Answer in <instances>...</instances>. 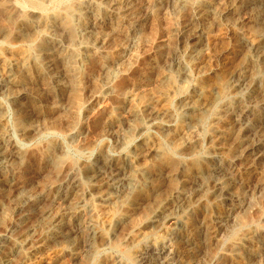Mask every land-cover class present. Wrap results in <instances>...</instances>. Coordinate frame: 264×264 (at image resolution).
I'll return each instance as SVG.
<instances>
[{"label": "rangeland", "instance_id": "1", "mask_svg": "<svg viewBox=\"0 0 264 264\" xmlns=\"http://www.w3.org/2000/svg\"><path fill=\"white\" fill-rule=\"evenodd\" d=\"M31 1L11 0L12 4L15 3L5 7L6 0H0V58L6 62L15 60L22 63L23 58L31 57L27 69L16 68L19 82L10 91L15 100L0 91V110L5 116L0 131L3 133L2 146L7 153L4 160L7 167L0 172V264H264V58L260 62L258 54L246 45L247 40L255 41L264 56V0H129L130 9L121 13L111 0H37L45 5L42 9L45 14L38 11L41 20L52 22L44 33L34 32L33 24L27 22L35 11ZM183 2L186 3L182 7ZM14 6L21 12L18 13ZM71 10L83 12L82 18L76 14L69 16L67 13L73 12ZM82 26L90 29V37L85 36L87 43L92 44L94 39L100 38H107L108 42L102 48L90 49L88 60L81 65L75 58L81 51L76 44ZM185 73L188 79L182 85ZM233 77L246 78L247 84L240 90L233 88ZM106 85L116 90L108 99L103 97ZM198 88L205 91L202 101L212 99L213 91L225 93L227 97L216 105L211 115L205 117L203 124L192 130L186 121L183 104L194 97ZM179 89L181 92L174 97ZM220 116L225 118L223 122L233 124L221 143L215 132ZM182 130L187 133L192 146L178 150L172 140L180 143ZM130 134L133 135L132 141L123 145L122 138ZM217 144L226 148L222 157L213 154ZM156 146L165 152L163 158L134 159L135 167L151 175L154 183L127 195L128 204L121 209V214H131L132 221L117 229L119 232L114 239L112 233L116 226L107 231L109 240L106 242L101 238L94 239L96 242L91 250L87 231L79 228V221L86 217L78 215L73 208L74 203L93 205L98 212L101 210L99 214L102 217L105 216L107 209L98 200L99 195L109 191L125 193L127 188L120 185L123 174L137 173V168L127 164L129 157L135 158V153L143 155ZM20 155L27 157L23 166L17 159ZM205 159L211 160L209 167L225 168L224 180L237 198L219 195L214 188V175L204 179L208 186L204 193L198 196L192 190V180L195 173L205 168ZM183 197L187 200L183 201ZM182 202L187 210L180 216L187 219L189 228L182 233L189 241L173 234L170 221ZM231 210L237 211L236 219L227 223L220 221L232 213ZM154 220L157 223L152 227ZM56 224L63 232L58 241L52 240ZM240 240H246L247 248L240 252V258L232 260L229 258L230 250ZM19 248L23 254H17ZM127 253L135 254L137 258L130 261ZM73 254L81 256L80 261H74ZM139 254L142 255L138 257Z\"/></svg>", "mask_w": 264, "mask_h": 264}, {"label": "bare ground", "instance_id": "2", "mask_svg": "<svg viewBox=\"0 0 264 264\" xmlns=\"http://www.w3.org/2000/svg\"><path fill=\"white\" fill-rule=\"evenodd\" d=\"M52 1H54V0H52ZM57 1H60V0H57ZM112 1V4H113V6L118 10V11H120V13L121 12H125V11H127L128 9H130L129 8V4H128V2H129V0H111ZM133 1V0H132ZM131 1V2H132ZM208 1V0H207ZM206 1V2H207ZM213 1V0H212ZM253 1V0H252ZM13 2V1H12ZM50 2V1H49ZM237 2V1H236ZM4 3V2H3ZM10 3H11V0H6V5H5V7H7V6H11L10 5ZM15 3V2H14ZM13 3V4H14ZM51 3V2H50ZM97 3H98V1H97ZM170 3V2H169ZM184 3H186V2H183V5H182V7L184 6ZM212 3V2H211ZM245 3V2H244ZM256 3V2H255ZM12 4V3H11ZM12 4V5H13ZM19 4V3H18ZM61 4V3H60ZM94 4V3H93ZM110 4V3H109ZM134 4V3H133ZM204 4V3H203ZM209 4V3H208ZM215 4V3H214ZM257 4V3H256ZM17 5V4H16ZM30 5H32V7H33V9L32 10H35L34 12H33V14L31 15V19H29L28 18V20H27V22L28 23H32L33 24V30H34V32H43L44 30H46V29H48L49 27H51L52 26V22H50V21H43V20H41V17H40V15H39V13H38V11L40 12V10L44 13V10H42V9H44L45 8V5H44V3L41 1V2H39V1H37V0H32L31 2H30ZM173 5V4H172ZM245 5V4H244ZM59 6V5H58ZM97 6V5H96ZM180 6V5H179ZM186 6V5H185ZM220 6V5H219ZM246 6H247V4H246ZM258 6V5H257ZM256 6V7H257ZM18 7H20L19 5H18ZM24 7V6H23ZM26 7V6H25ZM28 7V6H27ZM50 7V6H49ZM88 7V6H87ZM222 7V6H221ZM230 7V6H229ZM236 7H238V6H236ZM16 7L14 6V9H15ZM22 8V7H21ZM95 8V7H94ZM208 8H209V6H208ZM211 8V7H210ZM12 9V8H11ZM13 9V10H14ZM23 9V8H22ZM90 9V8H89ZM108 9H109V7H108ZM4 11H5V9H3ZM16 10H17V12L19 13V12H21V10L19 9V8H16ZM30 10V9H29ZM28 10V11H29ZM68 10H70L69 8H68ZM67 10V11H68ZM96 10V9H95ZM104 10V9H103ZM112 10V9H111ZM111 10H108V11H110L111 12ZM185 10V9H184ZM188 10V9H187ZM229 10V9H228ZM27 11V10H26ZM48 11V10H47ZM71 11H73V10H71ZM91 11H93V9L91 10ZM98 11V10H97ZM100 11H102V10H100ZM135 11V10H134ZM180 11H182V10H180ZM49 12V11H48ZM54 12H56L55 11V9H54ZM66 12V11H65ZM65 12H63V13H65ZM89 12H90V10H89ZM215 12V11H214ZM218 12V11H217ZM221 12V11H220ZM236 12V11H235ZM7 13V12H6ZM11 13V12H10ZM51 13V12H50ZM83 13V12H82ZM82 13H74V11L73 12H68L67 14L69 15V16H72L73 17V15L74 14H76V15H78L80 18H82ZM93 13V12H92ZM116 13V12H115ZM134 13V12H133ZM181 13V12H180ZM216 13V12H215ZM232 13H234V12H232ZM238 13V12H237ZM4 14V13H3ZM45 14V13H44ZM99 14V13H98ZM110 14V13H109ZM224 14V13H223ZM9 15V14H8ZM104 15V14H103ZM122 15H124V14H122ZM122 15H121V17H122ZM127 15V14H126ZM130 15V14H129ZM194 15V14H193ZM210 16H211V14H209ZM217 15V14H216ZM215 15V16H216ZM225 15V14H224ZM239 15V14H238ZM47 16V15H46ZM54 16V15H53ZM56 16V15H55ZM65 16V15H64ZM85 16V15H84ZM89 16V15H88ZM87 16V17H88ZM92 16V15H91ZM101 16H102V14H101ZM219 16V15H218ZM10 17V16H9ZM8 17V18H9ZM66 17V16H65ZM115 16H113V18H114ZM117 17V16H116ZM120 17V18H121ZM212 17V16H211ZM225 17V16H224ZM255 17V16H254ZM21 18H24V17H21ZM52 18V17H51ZM59 18V17H58ZM57 18V19H58ZM76 18V17H75ZM99 18H101V17H99ZM103 18V17H102ZM221 18V17H220ZM261 18V17H260ZM24 19H26V18H24ZM70 19V18H69ZM92 19V18H91ZM109 19V18H108ZM115 19V18H114ZM206 19V18H205ZM217 19V18H216ZM222 19V18H221ZM2 20V19H1ZM7 20V19H6ZM76 20V19H75ZM86 20V19H85ZM89 20V19H88ZM97 20V19H96ZM95 20V21H96ZM110 20V19H109ZM112 20V19H111ZM124 20V19H123ZM134 20V19H133ZM207 20V19H206ZM56 21V20H55ZM219 21V20H218ZM232 21V20H231ZM26 22V23H27ZM76 22V21H75ZM94 22V21H93ZM92 22V23H93ZM99 22V21H98ZM129 22V21H128ZM208 22V21H207ZM27 23V24H28ZM88 23V22H87ZM125 23V22H124ZM16 24V23H15ZM22 24V23H21ZM31 24V25H32ZM56 24H57V22H56ZM59 24V23H58ZM79 24V23H78ZM116 24V23H115ZM121 24V23H120ZM14 25V24H13ZM30 25V24H29ZM82 25V24H81ZM100 25V24H99ZM127 25V24H126ZM204 25H206V24H204ZM238 25H240V24H238ZM24 26V25H23ZM56 26V25H55ZM91 26V25H90ZM123 26H125V25H123ZM14 27V26H13ZM76 27V26H75ZM92 27V26H91ZM107 27V26H106ZM111 27V26H110ZM207 27V26H206ZM31 28V27H30ZM95 28V27H94ZM114 28V27H113ZM112 28V29H113ZM12 29V28H11ZM14 29V28H13ZM59 29V28H58ZM98 29V28H97ZM108 29V28H107ZM120 29V28H119ZM174 29V28H173ZM200 29H201V27H200ZM100 30V29H99ZM178 30V29H177ZM199 30V29H198ZM79 31V30H78ZM90 29L87 27V26H82L81 28H80V36H79V39H78V42H77V44H76V47H78L77 49H79V50H81V51H79V53L80 54H78L76 57L77 58H75V59H77V61L78 62H80L81 63V65H82V63H84L85 61H87L88 60V52H89V50L90 49H92V48H102L107 42H108V40H107V38H100V39H94L93 40V43L92 44H89V43H87V41H86V37L85 36H87V38H88V36L90 37ZM173 31V30H172ZM182 31V30H181ZM200 31V30H199ZM11 32V31H10ZM46 32V31H45ZM59 32V31H58ZM95 32V31H94ZM185 32V31H184ZM44 33V32H43ZM117 34V33H116ZM179 34V33H178ZM185 34V33H184ZM187 34V33H186ZM197 34H199V33H197ZM54 35V34H53ZM194 35V34H193ZM207 35V34H206ZM238 35V34H237ZM242 35V34H241ZM41 36V35H40ZM46 36V35H45ZM92 36V35H91ZM181 36V35H180ZM186 36V35H185ZM247 36V35H246ZM48 37V36H47ZM58 37V36H57ZM192 36H190V38H191ZM244 37V36H243ZM261 37V36H260ZM9 38V37H8ZM41 38V37H40ZM75 38V37H74ZM204 38V37H203ZM205 38H206V36H205ZM252 38V37H251ZM45 39V38H44ZM51 39H53V38H51ZM57 39V38H56ZM63 39V38H62ZM182 39V38H181ZM75 39H73V41H74ZM77 40V39H76ZM111 40V39H110ZM109 40V41H110ZM196 40V39H195ZM247 40V39H246ZM5 41V40H4ZM3 41V42H4ZM7 41H9V40H7ZM46 41V40H45ZM44 41V42H45ZM63 41V40H62ZM61 41V42H62ZM90 41V40H89ZM194 41V40H193ZM10 42V41H9ZM47 42V41H46ZM195 42V41H194ZM200 42V41H199ZM5 43V42H4ZM66 43V42H65ZM182 43V42H181ZM188 43V42H187ZM202 43V42H201ZM200 43V44H201ZM7 44V43H6ZM23 44V43H22ZM31 44V43H30ZM35 44V43H34ZM33 44V45H34ZM198 44V43H197ZM21 45V44H20ZM33 45H32V47H33ZM49 46H50V43L48 44ZM52 45V44H51ZM242 45V44H241ZM246 45L251 49V50H254L257 54H258V59L260 60V62H261V60H263V58H264V56L262 55V50H261V47L258 45V44H256V42L255 41H253V40H247L246 41ZM12 46V45H11ZM61 46V45H60ZM64 46V45H63ZM73 46H74V44H73ZM1 47V46H0ZM30 47V46H29ZM44 47V46H43ZM106 47V46H105ZM110 47V46H109ZM202 47V46H201ZM7 48V47H6ZM41 48V47H40ZM107 48V47H106ZM182 48V47H181ZM196 48V47H195ZM200 48V47H199ZM198 49V48H197ZM184 50V49H183ZM190 50V49H189ZM242 50V49H241ZM57 51V50H56ZM93 51V50H92ZM12 52V51H11ZM15 52V51H14ZM42 52V51H41ZM249 52H252V51H249ZM8 53V52H7ZM13 53V52H12ZM21 53V52H20ZM34 53V52H33ZM70 53V52H69ZM163 53V52H162ZM2 54V53H1ZM32 54V53H31ZM55 54V53H54ZM62 54H63V52H62ZM181 54H182V51H181ZM189 54V53H188ZM3 55V54H2ZM26 55V54H25ZM28 55V54H27ZM26 55V56H27ZM41 55V54H40ZM51 55V54H50ZM53 55V54H52ZM94 55V54H93ZM98 55V54H97ZM185 55V54H184ZM55 56V55H54ZM56 56H58V55H56ZM130 56V55H129ZM138 56V55H137ZM12 57H13V55H12ZM37 57V56H36ZM93 57V56H92ZM99 57V56H98ZM238 57V56H237ZM241 57V56H240ZM8 58V57H7ZM14 58V57H13ZM47 58V57H46ZM58 58V57H57ZM182 58H183V56H182ZM5 59V58H4ZM31 59V57L28 55L27 57H25V58H23V60L21 61L22 63H20V62H18V61H4L2 58H0V91L2 90L3 91V93H7L8 94V97L10 98V99H12V100H15V96L14 95H12V94H10V91L12 90V88H14L16 85H17V83L19 82V76H18V74L16 73V68L18 67V66H21V67H23L24 69H27V64H28V62H29V60ZM41 59V58H40ZM40 59H39V61H40ZM129 59V58H128ZM253 59H255V58H253ZM11 60V59H10ZM45 60V59H44ZM136 60V59H135ZM57 62V61H56ZM248 62V61H247ZM254 62V61H253ZM36 63V62H35ZM46 63V62H45ZM87 63V62H86ZM30 64V63H29ZM28 64V65H29ZM41 64H43V63H41ZM57 64V63H56ZM64 63H62V65H63ZM69 64V63H68ZM88 64V63H87ZM195 64V63H194ZM36 65H38V64H36ZM80 65V64H79ZM134 65V64H133ZM178 65V64H177ZM251 65H253V63L251 64ZM259 65V64H258ZM258 65H256V66H258ZM45 66H49L48 64L46 65L45 64ZM65 66H67V65H65ZM85 66V65H84ZM91 66V65H90ZM126 66V65H125ZM83 67V66H82ZM187 67V66H186ZM22 68V69H23ZM67 68V67H66ZM90 68V67H89ZM21 69V70H22ZM44 69V68H43ZM184 69V68H183ZM79 70V69H78ZM77 70V71H78ZM82 70V69H81ZM189 70V69H188ZM256 70V69H255ZM23 71V70H22ZM36 71V70H35ZM68 71H70V70H68ZM67 71V72H68ZM127 71H128V69H127ZM214 71H215V69H214ZM82 72V71H81ZM256 72H257V70H256ZM25 73V72H24ZM47 73V72H46ZM70 73V72H69ZM48 74V73H47ZM52 74V73H51ZM50 74V75H51ZM60 74V73H59ZM72 74V73H71ZM127 74V73H126ZM176 74H177V72H176ZM175 74V75H176ZM183 74V73H182ZM26 75H29V72L26 74ZM61 75V74H60ZM237 75V74H236ZM49 76V75H48ZM81 76V75H80ZM249 76V75H248ZM35 77V76H34ZM166 77V76H165ZM22 78V77H21ZM24 78H26V77H24ZM50 78V77H49ZM53 78H54V75H53ZM61 78V77H60ZM177 78V77H176ZM175 78V79H176ZM238 78V77H237ZM262 78V77H261ZM27 79V78H26ZM44 79V78H43ZM81 79V78H80ZM182 79H183V82H182V85H185V83H186V81H187V79H188V74L187 73H185L183 76H182ZM232 79V78H231ZM28 80V79H27ZM45 80V79H44ZM43 80V81H44ZM53 80V79H52ZM191 80V79H190ZM25 81V80H24ZM55 81V80H54ZM60 81V80H59ZM165 81H167V80H165ZM232 81H234V84H233V88H236V89H239L240 90V88L242 87V86H245L246 84H247V79L246 78H240V79H236L235 77H233V80ZM62 82V81H61ZM83 82V81H82ZM111 82V81H110ZM24 83H26V82H24ZM23 83V84H24ZM112 83V82H111ZM178 83V82H177ZM258 82L256 81V84H257ZM28 84V83H27ZM260 84V83H259ZM20 85V84H19ZM54 85V84H53ZM56 85V84H55ZM177 85V84H176ZM232 85V84H231ZM27 86V85H26ZM61 86V85H60ZM264 86V85H263ZM62 87H63V85H62ZM61 87V88H62ZM102 87V86H101ZM251 87V86H250ZM256 87V86H255ZM262 87V86H261ZM16 88V87H15ZM20 88V87H19ZM55 88H56V86H55ZM103 88V87H102ZM175 88V87H174ZM17 90V89H16ZM61 90H63V89H61ZM104 90V89H103ZM261 90V89H260ZM238 91V90H237ZM256 91V90H255ZM254 91V92H255ZM258 91V90H257ZM17 92V91H16ZM61 92V91H60ZM177 92H181L180 91V89L178 90V91H175V93H174V97H176L177 96ZM116 93V90L112 87V86H110V85H106L105 86V91H103V97L105 98V99H108L109 97H111V96H113L114 94ZM213 93V97H212V99H209V100H207V101H202V98H203V96H204V94H205V91H204V89H202V88H198L197 90H196V92H195V95H194V97H192V98H190V99H188L187 100V102H185L184 104H183V110H184V112H185V115H186V121L188 122V126H189V129H192V130H194V129H197L201 124H203V121H204V119H205V117L206 116H208V115H211V113H212V111H213V109L216 107V105L223 99V98H226L227 97V94H223V93H221V92H219V91H213L212 92ZM257 93V92H256ZM28 94V93H27ZM51 94V93H50ZM168 94V93H167ZM6 95V94H5ZM1 96V95H0ZM37 96V95H36ZM172 96V95H171ZM235 96V95H234ZM33 97V96H32ZM38 97V96H37ZM115 97V96H114ZM170 97V96H169ZM182 97V96H181ZM253 97V96H252ZM20 98V97H19ZM31 98V97H30ZM93 98V97H92ZM97 98V97H96ZM100 98V97H99ZM179 99H182V98H179ZM185 99V98H184ZM187 99V98H186ZM2 100V99H1ZM0 100V101H1ZM21 100H22V98H21ZM112 100V99H111ZM114 100V99H113ZM172 100V99H171ZM225 100V99H224ZM240 100V99H239ZM4 101V100H3ZM7 101V100H6ZM26 101V100H25ZM94 101V100H93ZM92 101V102H93ZM138 101V100H137ZM186 101V100H185ZM257 101V100H256ZM18 102V101H17ZM95 102V101H94ZM93 102V103H94ZM104 102H106V101H104ZM103 102V103H104ZM160 102V101H159ZM172 102V101H171ZM184 102V101H183ZM241 102V101H240ZM11 103V102H10ZM25 103V102H24ZM28 103V102H27ZM128 103V102H127ZM132 103H133V101H132ZM6 104V103H5ZM21 104V103H20ZM30 104V103H29ZM107 104V103H106ZM110 104V103H109ZM135 104V103H134ZM152 104V103H151ZM170 104H172V103H170ZM174 104V103H173ZM227 104V103H226ZM94 105H95V103H94ZM103 105V104H102ZM127 105V104H126ZM228 105V104H227ZM226 105V106H227ZM137 107H139L138 105H136ZM7 107V106H6ZM132 107V106H131ZM143 107V106H142ZM147 107V106H146ZM224 107V106H223ZM16 108V107H15ZM95 108V107H94ZM99 108V107H98ZM172 108H173V106H172ZM217 108V107H216ZM233 108V107H232ZM13 109V108H12ZM26 109V108H25ZM102 109V108H101ZM152 109V108H151ZM227 109V108H226ZM231 109V108H230ZM3 110H5V109H3ZM9 110V109H8ZM139 110H141V109H139ZM149 110V109H148ZM178 110V109H177ZM217 110V109H216ZM234 110V109H233ZM91 111V110H90ZM97 111V110H96ZM99 111H100V109H99ZM157 111V110H156ZM224 111V110H223ZM232 111V110H231ZM235 111V110H234ZM233 111V112H234ZM10 112V111H9ZM8 112V113H9ZM132 112V111H131ZM134 112V111H133ZM137 112V111H136ZM174 112V111H173ZM236 112V111H235ZM251 112V111H250ZM18 113V112H17ZM96 113V112H95ZM105 113V112H104ZM157 113V112H156ZM214 113V112H213ZM245 113V112H244ZM252 113V112H251ZM94 114V113H93ZM141 114H142V112H141ZM147 114V113H146ZM178 114V113H177ZM238 114V113H237ZM3 113H2V109L0 110V125L3 123V121H4V117H3ZM6 115V114H5ZM25 115V114H24ZM111 115H113V114H111ZM120 115V114H119ZM133 115V114H132ZM134 115H135V113H134ZM18 116V115H17ZM243 116V115H242ZM14 117V116H13ZM21 117V116H20ZM100 117V116H99ZM128 117V116H127ZM136 117V116H135ZM178 117V116H177ZM225 117V116H224ZM7 118V117H6ZM11 118V117H10ZM148 118V117H147ZM216 118V117H215ZM236 118V117H235ZM247 118V117H246ZM246 118H244V119H246ZM26 119V118H25ZM98 119V118H97ZM112 119V118H111ZM123 119V118H122ZM128 119V118H127ZM144 119V118H143ZM207 119V118H206ZM218 120V125H219V123L220 122H223V120L225 119V118H223L222 116H220L219 118H217ZM248 119V118H247ZM247 119H246V121H247ZM114 120V119H113ZM150 120V119H149ZM208 120V119H207ZM14 121H16V120H14ZM25 121V120H24ZM91 121H92V119H91ZM115 121V120H114ZM119 121V120H118ZM206 121V120H205ZM6 122H7V119H6ZM20 124H21V120H19L18 121ZM94 122V121H93ZM95 122H96V120H95ZM98 122V121H97ZM111 122V121H110ZM145 122V121H144ZM151 123V122H150ZM153 123H154V121H153ZM158 123V122H157ZM242 123V122H241ZM110 124V123H109ZM125 124V123H124ZM145 124V123H144ZM15 125V124H14ZM91 125V124H90ZM148 125H150V124H148ZM154 125V124H153ZM158 125H160V124H158ZM205 125V124H204ZM217 124L215 125L216 126V128H215V132L217 133V135L216 136H218V142L219 143H221V141L223 140V138H224V136L226 135V133H227V131H229V130H231L232 129V127H233V124L232 123H230V122H228V121H225V122H223L220 126H218ZM238 125V124H237ZM10 126V125H9ZM12 126V125H11ZM21 126V125H20ZM110 126V125H109ZM156 126H157V124H156ZM236 126V125H235ZM2 127V126H1ZM13 127V126H12ZM15 127V126H14ZM17 127V126H16ZM114 127V126H113ZM113 127H111V129L113 128ZM154 127H155V125H154ZM158 127V126H157ZM170 127V126H169ZM238 127V126H237ZM259 127V126H258ZM126 128H127V126H126ZM161 128V127H160ZM178 128V127H177ZM1 129V128H0ZM33 129V128H32ZM117 129V128H116ZM164 129H166V128H164ZM175 129V128H174ZM235 129V128H234ZM253 129V128H252ZM49 130V129H48ZM142 130V129H141ZM170 130H171V128H170ZM184 130V129H183ZM181 131L180 132V143H178V142H176L175 140H172L173 142H175L176 143V147L178 148V150L180 149V147L181 148H184L185 146H187V145H189V146H192V144H191V142H190V140H189V137H188V135H187V133H185L184 131ZM244 130H246V129H244ZM250 130V129H249ZM248 130V131H249ZM6 131V130H5ZM17 131V130H16ZM35 131V130H34ZM199 131V130H198ZM4 132V131H3ZM165 132V131H164ZM168 132V131H167ZM177 132V131H176ZM260 132V131H259ZM10 133H11V131H10ZM136 133V132H135ZM230 133V132H229ZM237 133V132H236ZM245 133V132H244ZM127 134V133H126ZM165 134H166V132H165ZM191 134V133H190ZM258 134V133H257ZM6 135V134H5ZM90 135V134H89ZM120 135V134H119ZM246 135V134H245ZM251 135H252V133H251ZM251 135H250V137H251ZM114 136V135H113ZM136 136V135H135ZM159 137V136H158ZM196 137V136H195ZM212 137V136H211ZM257 137H259L258 135H257ZM150 138V137H149ZM154 137H152V139H153ZM171 138V137H170ZM178 138V137H177ZM231 138V137H230ZM241 138V137H240ZM132 139H133V135L132 134H130L129 136H125V137H123L122 138V142H123V145H127L130 141H132ZM161 139V138H160ZM172 139V138H171ZM243 139V138H242ZM251 139V138H250ZM261 139V138H260ZM259 139V140H260ZM136 140V139H135ZM230 140H232V139H230ZM249 140V139H248ZM248 140H246V141H248ZM145 141V140H144ZM134 142V141H133ZM132 142V143H133ZM143 142V141H142ZM163 142V141H162ZM209 142V141H208ZM238 142H239V140H238ZM251 142V141H250ZM2 143H3V133H2V131H0V172L5 168V167H7V165H6V163H5V154L7 155V153L5 152V150L3 149V146H2ZM7 143V142H6ZM120 143V142H119ZM153 143H154V141H153ZM156 143V142H155ZM227 143V142H226ZM225 143V144H226ZM233 143V142H232ZM262 143V142H261ZM15 144V143H14ZM141 144V143H140ZM147 144V143H146ZM149 144V143H148ZM238 144V143H237ZM246 144V143H245ZM260 144V143H259ZM157 145V144H156ZM228 145V144H227ZM244 145V144H243ZM251 145V144H250ZM120 146V145H119ZM130 146V145H129ZM214 146V145H213ZM235 146H236V144H235ZM246 146V145H245ZM259 146V145H258ZM257 146V147H258ZM261 146V145H260ZM7 147V146H6ZM12 147V146H11ZM127 147V146H126ZM125 147V148H126ZM140 147V146H139ZM138 147V148H139ZM149 147V146H148ZM241 147V146H240ZM239 147V148H240ZM123 148V147H122ZM121 148V149H122ZM169 148V147H168ZM262 148V147H261ZM120 149V150H121ZM128 149V148H127ZM169 149H171V148H169ZM168 149V150H169ZM212 149V148H211ZM225 149L226 148H224L221 144H217V146H216V148L214 149V153L213 154H216V155H220L221 157L223 156V153H224V151H225ZM251 149V148H250ZM255 149H256V147H255ZM229 150V149H228ZM240 150V149H239ZM211 151V150H210ZM250 151V150H249ZM9 152V151H8ZM13 152V151H12ZM135 152V151H134ZM144 152V151H143ZM257 152V151H256ZM23 153V152H22ZM27 153V152H26ZM25 153V154H26ZM164 151L161 149V148H159V147H151L145 154H141V155H139V154H137V153H135V158H133V157H129V159H128V162H127V164H130V166H132V168H137V167H135L136 165H135V160L134 159H139V161H145V160H147V159H152V158H163V156H164ZM171 153V152H170ZM169 153V154H170ZM212 153V152H211ZM239 153V152H238ZM246 153V152H245ZM259 153V152H258ZM264 153V152H263ZM12 154V153H11ZM17 154V153H16ZM126 154V153H125ZM175 153H173V155H174ZM10 155V154H9ZM14 155V154H13ZM18 155V154H17ZM23 155H24V153H23ZM255 155V154H254ZM257 155V154H256ZM264 155V154H263ZM128 156H129V154H128ZM206 156V155H205ZM219 156V157H220ZM233 156H235V155H233ZM250 156V155H249ZM14 157V156H13ZM106 157H108L107 155H106ZM122 157V156H121ZM247 157V156H246ZM100 158V157H99ZM99 158H98V160H99ZM117 158V157H116ZM177 158V157H176ZM180 158V157H179ZM205 158V157H204ZM243 158V157H242ZM241 158V159H242ZM253 158V157H252ZM259 158V157H258ZM18 160H19V162H20V165L21 166H23L24 165V163L26 162V159H27V157L26 156H19L18 158H17ZM214 159H215V157H214ZM217 159V158H216ZM225 159V158H224ZM257 159V158H256ZM10 160V159H9ZM166 160V159H165ZM213 160V159H212ZM96 161V160H95ZM120 161H121V159H120ZM164 161V160H163ZM221 161H222V159H221ZM249 161H251V163H252V160H250L249 159ZM248 161V162H249ZM68 162V161H67ZM98 162V161H97ZM116 162V161H115ZM171 162V161H170ZM204 164H205V168H203L202 170H200V171H198L197 173H195V176H194V179L192 180V185H191V188H192V190H195V192H196V194L199 196V195H201L202 193H204L206 190H207V188H208V186L206 185V184H204V179L205 178H208V177H212L213 175L216 177L215 178V180H214V188H215V190H216V192L219 194V195H221V196H226V197H229L230 199H234V198H237L236 196H235V193H233V191H232V189L230 188V186L228 185V183L224 180V177L226 176V173H225V168L224 167H222V166H214V167H209L208 165L211 163V160L210 159H205L204 161ZM216 162V160L214 161V163ZM104 163H105V161H104ZM244 163V162H243ZM246 163V162H245ZM257 163V162H256ZM68 164V163H67ZM93 164V163H92ZM99 164V163H98ZM100 164H103V163H100ZM114 164V163H113ZM152 164V163H151ZM175 164V163H174ZM213 164V163H212ZM219 164V163H218ZM217 164V165H218ZM230 164V163H229ZM228 164V165H229ZM242 164V163H241ZM71 165H72V163H71ZM116 165V164H115ZM121 165V164H120ZM126 165V164H125ZM153 165H155V164H153ZM232 165V164H231ZM101 166V165H100ZM105 166V165H104ZM173 166V165H172ZM211 166V165H210ZM237 166V165H236ZM255 166V165H254ZM93 167H94V165H93ZM165 167V166H164ZM227 167V166H226ZM252 167V166H251ZM11 169H14L12 166L10 167ZM9 168V169H10ZM71 168V167H70ZM74 168V170H75V166L73 167ZM101 168V167H100ZM104 168V167H103ZM114 168V167H113ZM235 168V167H234ZM244 168V167H243ZM260 168H261V166H260ZM10 169V170H11ZM21 169V168H20ZM96 169V168H95ZM181 169V168H180ZM179 169V170H180ZM257 169H258V166H257ZM15 170V169H14ZM97 170V169H96ZM99 170V169H98ZM122 170V169H121ZM120 170V171H121ZM229 170V169H228ZM233 170V169H232ZM260 170H263V168L262 169H260ZM259 170V171H260ZM18 171V170H17ZM23 171V170H22ZM78 171H80V170H78ZM89 171H91V170H88V172ZM166 171V170H165ZM253 171V170H252ZM102 172H104V171H102ZM107 172V171H106ZM229 172H231L230 170H229ZM246 172H247V170H246ZM250 171H248V173H249ZM9 173V172H8ZM16 173H18V172H16ZM69 173H71V172H69ZM91 173V172H90ZM96 173V172H95ZM149 173V172H148ZM189 173V172H188ZM2 174V173H1ZM10 174V173H9ZM65 174V173H64ZM77 174V173H76ZM99 175H100V173H98ZM119 174V173H118ZM161 174V173H160ZM167 175L166 176H170L168 173H166ZM69 175H71V174H69ZM89 175H91V174H89ZM108 175V174H107ZM107 175H106V177H107ZM155 175V174H154ZM190 175V174H189ZM233 175V174H232ZM1 176V175H0ZM66 176V175H65ZM97 176V175H96ZM102 176V175H101ZM114 176V175H113ZM70 177V176H69ZM122 177V176H121ZM155 177H156V175H155ZM177 177V176H176ZM233 177V176H232ZM61 178V177H60ZM77 178V177H76ZM95 178V177H94ZM98 178V177H97ZM162 178V177H161ZM173 178V177H172ZM220 178H222V179H220ZM237 178V177H236ZM262 178H264V177H262ZM80 179H81V177H80ZM117 179V178H116ZM180 179V178H179ZM234 179V178H233ZM76 180V179H75ZM96 180V179H95ZM105 180V179H104ZM113 180V179H112ZM166 180V179H165ZM227 180V179H226ZM235 180V179H234ZM154 178L153 177H151V175H147V172L145 171V170H143V169H141V168H137V173H136V175H132V174H123V178H122V180H121V183H120V185H122V186H125L126 188H127V190H126V192L125 193H120V194H114L113 193V191H109V192H106V193H103V194H100L99 195V197H98V200L101 202V205H103V206H105L106 207V209H107V214L105 215V216H101L99 213H101V210H99V212L96 210V208L93 206V205H89V206H87V205H85V206H82V205H80L79 203H74L75 205H74V209H76V212L78 213V215H81V214H84V216L86 217L85 219H83V220H80L79 221V228L83 231V230H85V231H87V233H88V239H89V247H90V249L92 250V249H94V244H95V242H96V240H95V242L93 241L94 239H97V238H101L102 239V241L103 242H106L107 240H109V237H107V231L108 230H110L113 226H116V231L114 232V233H112L113 234V239L114 238H116L117 237V234H118V230L117 229H119L120 227H122L123 225H125L127 222H131L132 221V216H130L131 214H128L129 216H124V215H122L121 214V209L123 208V207H125L127 204H128V202H127V195H130L132 192H135V191H137V190H139V189H141L142 187H146L147 185L148 186H151L154 182ZM237 181V180H236ZM13 182V181H12ZM79 182V181H78ZM241 182V181H240ZM59 183H60V181H59ZM107 183H109V182H107ZM191 183V182H190ZM190 183H189V185H190ZM16 184V183H15ZM57 184V183H56ZM55 183H54V185H56ZM104 185V184H103ZM11 186H13V185H11ZM59 186V185H58ZM63 186V185H62ZM83 186V185H82ZM94 186V185H93ZM101 186H102V184H101ZM121 186V187H122ZM186 186H188V185H186ZM236 186V185H235ZM264 186V185H263ZM15 187V186H14ZM52 187V186H51ZM80 187V186H79ZM84 187V186H83ZM232 187V186H231ZM258 187V186H257ZM49 188H50V186H49ZM94 188H96L95 186H94ZM112 188H113V186H112ZM149 188V187H148ZM235 188V187H234ZM258 188H260V187H258ZM105 189V188H104ZM119 189V188H118ZM16 190V189H15ZM50 190H51V188H50ZM60 190V189H59ZM65 190V189H64ZM63 190V191H64ZM81 190V189H80ZM83 190V189H82ZM89 190V189H88ZM101 190V189H100ZM7 191H8V189H7ZM56 191V190H55ZM122 191V190H121ZM159 191V190H158ZM190 191V190H189ZM259 191V190H258ZM115 192V191H114ZM128 192V193H127ZM153 192V191H152ZM208 192V191H207ZM77 193V192H76ZM76 193H75V195H76ZM186 193V192H185ZM192 193V192H191ZM242 193V192H241ZM81 194V193H80ZM86 194V193H85ZM90 194V193H89ZM94 194V193H93ZM133 194V193H132ZM149 194V193H148ZM84 195V194H83ZM150 195V194H149ZM186 195V194H185ZM240 195V194H239ZM49 196V195H48ZM65 196V195H64ZM74 196V195H73ZM77 196V195H76ZM82 196V195H81ZM92 196V195H91ZM85 197V196H84ZM94 197V196H93ZM131 197V196H130ZM213 197V196H212ZM83 198V197H82ZM248 198V197H247ZM44 199H47V198H44ZM55 199V198H54ZM130 199V198H129ZM175 199V198H174ZM202 199V198H201ZM200 199V200H201ZM43 200V199H42ZM41 200V201H42ZM60 200V199H59ZM65 200V199H64ZM184 200H187L186 198H184L183 197V201ZM200 200H199V202H200ZM211 200V199H210ZM244 200H246L245 198H244ZM25 201V200H24ZM68 201V200H67ZM241 201V200H240ZM28 202H29V200H28ZM76 202V201H75ZM81 202V201H80ZM85 202V201H84ZM91 202V201H90ZM244 202V201H243ZM41 203V202H40ZM39 203V204H40ZM45 203V202H44ZM48 203V202H47ZM61 203H62V200H61ZM173 203V202H172ZM180 203V202H179ZM236 203V202H235ZM247 203V202H246ZM65 204V203H64ZM67 204V203H66ZM92 204H93V202H92ZM99 204V203H98ZM197 204V203H196ZM69 205V204H68ZM96 205V204H95ZM163 205V204H162ZM178 205V204H177ZM235 205V204H234ZM242 205V204H241ZM244 205H246V204H244ZM186 206V204L184 203V202H182V204L177 208V213H176V215H174L173 214V217L170 219V221H171V224H172V226H173V234H175L179 239H184V240H186V241H189V239H188V237L187 236H185V235H183V233H182V231H184V230H186L187 228H188V225H187V219L186 218H184V217H182V216H180V215H182L183 213H185L186 212V210H187V208L185 207ZM63 207V206H62ZM66 207V206H65ZM175 207H177V206H175ZM195 207V206H194ZM37 208H39V207H37ZM104 208V207H103ZM172 208V207H171ZM245 208V207H244ZM19 209V208H18ZM61 209H63V208H61ZM60 209V210H61ZM105 209V208H104ZM104 209H103V211H104ZM134 209V208H133ZM192 209V208H191ZM232 209V208H231ZM21 210V209H20ZM175 210V209H174ZM189 210V209H188ZM234 210V209H233ZM254 210V209H253ZM19 211V210H18ZM67 211V210H66ZM169 211V210H168ZM232 211V210H231ZM255 211V210H254ZM20 212V211H19ZM60 212V211H59ZM58 212V213H59ZM105 212V211H104ZM191 212V211H190ZM250 212V211H249ZM51 213V212H50ZM57 213V214H58ZM74 213V212H73ZM103 213V212H102ZM201 213V212H200ZM236 213H237V211L235 210V211H232V213H230V214H228L227 215V213H226V217L224 218H220V221H222V222H225V223H227L228 221H230V220H233V219H236ZM60 214V213H59ZM66 214V213H65ZM68 214V213H67ZM151 214V213H150ZM163 214H165V212H163ZM203 214H205L204 213V211H203ZM215 214V213H214ZM45 215V214H44ZM73 215V214H72ZM137 215V214H136ZM135 215V216H136ZM200 215V214H199ZM222 215V214H221ZM43 216V215H42ZM68 216H69V214H68ZM160 216V215H159ZM55 217V216H54ZM62 217V216H61ZM43 218V217H42ZM79 218V217H78ZM138 218V217H137ZM201 218V217H200ZM199 218V219H200ZM213 218V217H212ZM57 219V218H56ZM65 219V218H64ZM64 219L62 220V221H64ZM158 219V218H157ZM156 219V220H157ZM52 220H54V219H52ZM156 220H154V221H152L151 222V226L152 227H155L156 226V223H157V221ZM168 220V218L166 219V221ZM58 221V220H57ZM61 221V222H62ZM147 221V220H146ZM219 221V222H220ZM49 222H51V221H49ZM68 223V221H65V223ZM165 222V221H164ZM74 223V222H73ZM134 223H135V221H134ZM60 224V223H59ZM59 224H56V226H55V230L53 231L54 233L52 234V240H55V241H58V238L63 234V232L61 233V228H60V226H59ZM64 224V223H63ZM150 224V223H149ZM170 224V225H171ZM74 225V224H73ZM73 225H71L72 226V228H73ZM18 226V225H17ZM22 226H23V224H22ZM27 226V225H26ZM68 226H70V225H68ZM198 226V225H197ZM214 226V225H213ZM21 227V226H20ZM54 227V226H53ZM63 227V226H62ZM163 227V226H162ZM167 227V226H166ZM49 228V227H48ZM51 228V227H50ZM63 228H65V227H63ZM71 228V229H72ZM139 228H140V226H139ZM68 229V228H67ZM137 229V228H136ZM168 229V228H167ZM189 229V228H188ZM219 229V228H218ZM224 229V228H223ZM73 230V229H72ZM74 230H76V229H74ZM114 230V229H113ZM160 231V230H159ZM163 231V230H162ZM165 231V230H164ZM169 231V230H168ZM167 231V232H168ZM217 231V230H216ZM14 232V231H13ZM72 232V231H71ZM156 232V231H155ZM27 233V232H26ZM45 233V232H44ZM76 233V232H75ZM74 233V234H75ZM109 233V232H108ZM130 233H132V232H130ZM154 233V232H153ZM152 233V234H153ZM189 233H190V231H189ZM216 233V232H215ZM31 234V233H30ZM42 234V233H41ZM47 234V233H46ZM69 234V233H68ZM78 234V233H77ZM164 234V233H163ZM171 234V233H170ZM180 234V235H179ZM191 234V233H190ZM214 234V233H213ZM72 235V234H71ZM79 235V234H78ZM83 236H84V234H82ZM122 235V234H121ZM120 235V236H121ZM129 235H131V234H129ZM151 235V234H150ZM165 235V234H164ZM172 235V234H171ZM217 235V234H216ZM221 235V234H220ZM12 236V235H11ZM10 236V237H11ZM34 236V235H33ZM42 236V235H41ZM45 236V235H44ZM67 236V235H66ZM66 236H64V238H66L67 240L69 239V237H66ZM80 236V235H79ZM152 236V235H151ZM151 236H149V237H151ZM170 236V235H169ZM174 236V235H173ZM181 236V237H180ZM6 237V236H5ZM8 237V236H7ZM9 237V238H10ZM45 237H47V235L45 236ZM141 237V236H140ZM139 237V238H140ZM154 237V236H153ZM175 237V236H174ZM41 238V237H40ZM164 238V237H163ZM214 238V237H213ZM63 239V238H62ZM72 239H73V237H72ZM138 239V238H137ZM156 239V238H155ZM154 239V240H155ZM193 239V238H192ZM45 240V239H44ZM64 240V239H63ZM163 240V239H162ZM183 240V241H184ZM247 240V239H246ZM246 240H240V242L239 243H237V244H235V247H233V249H231L230 250V253H229V258L230 259H232V260H235V259H238V258H240V252L242 251V250H244V249H246L247 247H246V244H247V242H246ZM10 241V240H9ZM24 241H25V239H24ZM31 241V240H30ZM51 241V240H50ZM60 241V240H59ZM76 241V240H75ZM156 241H157V239H156ZM172 241V240H171ZM11 242H13V241H11ZM32 242H33V237H32ZM72 242H73V240H72ZM142 242V241H141ZM155 242V241H154ZM26 243V242H25ZM42 243V242H41ZM52 243V242H51ZM54 243V242H53ZM78 243V242H77ZM85 243V242H84ZM129 243V242H128ZM144 243V242H143ZM162 243V242H161ZM166 243V242H165ZM167 243H168V241H167ZM190 243V242H189ZM16 244H17V242H16ZM22 244V243H21ZM21 244H19V245H21ZM29 244V243H28ZM122 244V243H121ZM124 244V243H123ZM138 244V243H137ZM136 244V245H137ZM159 244H160V242H159ZM172 244V243H171ZM197 244V243H196ZM255 244V243H254ZM1 245V244H0ZM18 245V246H19ZM25 245V244H24ZM56 245H58V244H56ZM87 245V244H86ZM98 245V244H97ZM110 245V244H109ZM119 245V244H118ZM126 245V244H125ZM145 245V244H144ZM150 245V244H149ZM15 246V245H14ZM52 246V245H51ZM128 246V245H127ZM153 246V245H152ZM152 246H150V247H152ZM177 246V245H176ZM193 246V245H192ZM199 246V245H198ZM8 247V246H7ZM82 247V246H81ZM138 247V246H137ZM149 247V248H150ZM158 247V246H157ZM186 247V246H185ZM16 248V247H15ZM21 248V247H20ZM17 249V254H23V253H21L22 252V249ZM25 248V247H24ZM60 248H62V247H60ZM69 248H71V247H69ZM76 248V247H75ZM134 248V247H133ZM132 248V249H133ZM142 248V247H141ZM160 248V247H159ZM169 248H170V246H169ZM178 248V247H177ZM194 248V247H193ZM44 249H46V247H44ZM63 249H65V248H62V250ZM154 249V248H153ZM249 249H250V247H249ZM2 250V249H1ZM14 250V249H13ZM40 250V249H39ZM61 250V251H62ZM128 250V249H127ZM138 250H140V249H138ZM166 250V249H165ZM11 250H9V252H10ZM16 251V250H15ZM36 251V250H35ZM42 251V250H41ZM46 251V250H45ZM48 251V250H47ZM65 251V250H64ZM66 251H67V249H66ZM66 251H65V253H66ZM142 251V249L139 251V252H141ZM150 251V250H149ZM251 251H253V250H251ZM56 252H58V251H56ZM137 252V251H136ZM158 252V251H157ZM174 252V251H173ZM199 252V251H198ZM197 252V253H198ZM227 252H228V250H227ZM32 253V252H31ZM43 253V252H42ZM52 253H54V252H52ZM70 253V252H69ZM78 253V252H77ZM125 253L126 252H124V255H125ZM150 253H152L151 251H150ZM168 253H170V251L168 252ZM255 253V252H254ZM258 253V252H257ZM13 254V253H12ZM11 254V255H12ZM26 254V253H25ZM34 254V253H33ZM60 254V253H59ZM97 254V253H96ZM189 254V253H188ZM200 254V253H199ZM250 254V253H249ZM259 254H261V253H259ZM4 255L6 256L7 254H5L4 253ZM43 255H45V254H43ZM58 255V254H57ZM142 254H139L138 255V257H140ZM157 255V254H156ZM161 255V254H160ZM171 255V254H170ZM176 255V254H175ZM23 256V255H22ZM41 256V255H40ZM40 256H39V258H40ZM55 256V255H54ZM65 256V255H64ZM68 256V255H67ZM72 256V259L74 260V261H80V257L81 256H79V255H77V254H73V255H71ZM92 256V255H91ZM158 256V255H157ZM167 256V255H166ZM173 256V255H172ZM192 256V255H191ZM256 256V255H255ZM36 257V256H35ZM44 257V256H43ZM48 257V256H47ZM53 257V256H52ZM58 257V256H57ZM60 257V256H59ZM87 257V256H86ZM125 257V256H124ZM152 257H154V255L152 256ZM161 257H162V255H161ZM177 257V256H176ZM184 257V256H183ZM252 257V256H251ZM260 258H261V256H259ZM5 258V257H4ZM3 258V259H4ZM22 258V257H21ZM37 258V257H36ZM42 258V257H41ZM82 258V257H81ZM127 258L130 260V261H134L136 258H137V256L134 254V255H132L131 253H127ZM127 258H126V260H127ZM144 258V257H143ZM187 258V257H186ZM198 258V257H197ZM258 258V257H257ZM259 258V259H260ZM1 259V258H0ZM56 259V258H55ZM109 259H110V257H109ZM116 259V258H115ZM147 259V258H146ZM156 259H157V257H156ZM172 259V258H171ZM189 259V258H188ZM145 260V259H144ZM170 260V259H169ZM183 260V259H182ZM197 260V259H196ZM8 261V260H7ZM42 261H43V259H42ZM41 261V262H42ZM49 261V260H48ZM48 261H46L45 260V262H48ZM107 261V260H106ZM184 261H186V260H184ZM188 261V260H187ZM5 262V261H4ZM66 262V261H65ZM69 262V261H68ZM145 262H147V261H145ZM197 262V261H196ZM242 262V261H241ZM43 263V262H42ZM62 263V262H61ZM108 263V262H107ZM133 263V262H132ZM158 263V262H157ZM164 263H166V262H164ZM232 263V262H231ZM60 264V263H59ZM109 264V263H108ZM123 264V263H122ZM179 264H183V263H181V262H179ZM195 264V263H194Z\"/></svg>", "mask_w": 264, "mask_h": 264}]
</instances>
